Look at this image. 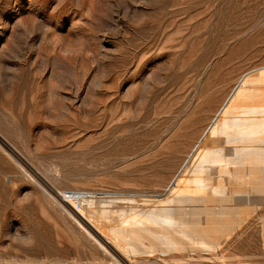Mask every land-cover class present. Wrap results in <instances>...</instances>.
<instances>
[{"label": "rangeland", "instance_id": "374dc122", "mask_svg": "<svg viewBox=\"0 0 264 264\" xmlns=\"http://www.w3.org/2000/svg\"><path fill=\"white\" fill-rule=\"evenodd\" d=\"M0 264H264V0H0Z\"/></svg>", "mask_w": 264, "mask_h": 264}, {"label": "bare ground", "instance_id": "6f19581e", "mask_svg": "<svg viewBox=\"0 0 264 264\" xmlns=\"http://www.w3.org/2000/svg\"><path fill=\"white\" fill-rule=\"evenodd\" d=\"M68 205V204H67ZM69 206V205H68ZM69 208L72 210V208L69 206ZM83 222H85L84 220H83Z\"/></svg>", "mask_w": 264, "mask_h": 264}]
</instances>
